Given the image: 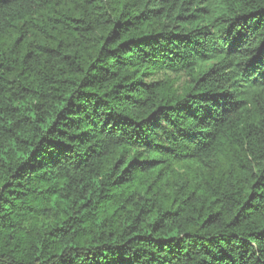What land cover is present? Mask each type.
<instances>
[{
    "label": "trees",
    "instance_id": "obj_1",
    "mask_svg": "<svg viewBox=\"0 0 264 264\" xmlns=\"http://www.w3.org/2000/svg\"><path fill=\"white\" fill-rule=\"evenodd\" d=\"M0 264H264V0H0Z\"/></svg>",
    "mask_w": 264,
    "mask_h": 264
}]
</instances>
